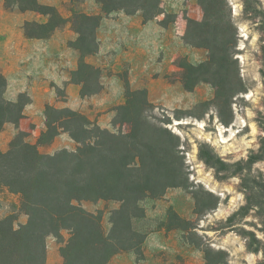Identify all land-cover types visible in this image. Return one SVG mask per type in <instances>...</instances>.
<instances>
[{
    "label": "trees",
    "instance_id": "1",
    "mask_svg": "<svg viewBox=\"0 0 264 264\" xmlns=\"http://www.w3.org/2000/svg\"><path fill=\"white\" fill-rule=\"evenodd\" d=\"M78 1L82 0H73V4ZM95 1L101 8L99 13L87 14L73 8L72 16L66 18L56 6L39 0H4L9 10L47 17L45 23L25 22L28 38L49 39L57 30L71 24L78 35L71 46L80 54L78 68L71 77L73 83L81 85L82 97L103 90V70L86 58L99 52L97 30L104 17L119 11L128 15L140 12L145 21L163 14L167 16L160 0ZM242 1L245 19L255 23L261 34L260 72L264 82V3ZM199 2L203 19H187L184 40L190 46L206 50L208 58L199 65L184 61L181 64L185 72L183 80L189 90L199 82L214 87L215 98L201 105H214L219 122L229 127L234 121V99L248 90L238 57L239 29L228 0ZM162 23L167 25L166 19ZM7 89L8 80L0 69V132L9 123L19 129L24 108L29 103L23 105L9 100ZM125 89L126 102L116 108L117 132L100 127L78 111L47 105L46 130L37 143L29 142L26 133L19 130L8 150H0V186L20 196V215L28 217L26 223H19L17 214L0 220V264H46L51 236L61 245L63 264H109L116 255L127 252H134L139 258L144 256L146 238L134 225L145 216L140 203L146 198L162 197L169 188L189 187L190 178L185 141L168 126L172 123L171 117L160 119L153 114L148 90H132L129 82ZM179 114L187 115L185 111ZM257 122L264 132V113H258ZM62 133H67L76 143L75 150L64 148L55 154L40 150ZM261 140L257 153H252L246 163L235 165L225 162L208 143L198 145L199 159L214 170L218 181L247 172L249 179H243L240 186L246 204L228 222L234 226L237 218L251 214L259 220L261 227L254 223L252 230L241 227L235 231L246 240L249 252L263 254L258 264H264V172L254 175L252 171L255 163L264 161V137ZM193 195L198 216L217 209L221 203V197L210 191H204L203 195L195 191ZM99 201L120 204L111 212L109 231L103 224V211L93 213L82 206L83 202ZM179 228L184 232L190 230L185 225ZM189 241L201 246L193 237ZM226 256L223 251L205 249L207 264H226Z\"/></svg>",
    "mask_w": 264,
    "mask_h": 264
},
{
    "label": "rangeland",
    "instance_id": "2",
    "mask_svg": "<svg viewBox=\"0 0 264 264\" xmlns=\"http://www.w3.org/2000/svg\"><path fill=\"white\" fill-rule=\"evenodd\" d=\"M47 1L49 2L47 4L56 6L66 18L72 16L73 8L87 14H97L101 11L100 5L95 0H82L74 4L73 0ZM228 1L232 6L234 21L239 29L240 53L238 57L242 76L248 88L247 92L234 99V121L229 127L219 122L218 112L214 105H201L215 98L214 87L209 83L199 82L189 90L185 87L183 80L185 72L181 64L184 61L199 65L208 58L206 50L190 46L184 40L187 19L198 21L203 19V10L199 0H160L161 8L166 11L167 15L162 17L169 24L172 34L168 37L169 59L166 62L156 63L154 80L151 81L147 76H144L141 81L140 74L131 75V65H120V70L114 77V81H118V85L112 86V82L109 84L111 93L103 104L106 110L100 111V106H95L91 102L90 104L82 103L86 111H78L100 127L117 132L118 129L114 126L116 108L126 102V82H129L132 90H148L147 85L150 84L148 100L154 106L153 114L160 119L171 117L172 123L168 126L185 141L186 165L190 178L189 187L169 188L162 197L144 199L140 205L145 211V216L134 222L135 228L145 235L146 249L151 251L153 264H207L206 247H211L214 251L225 252L227 254L226 264H258L263 259L262 253L249 252L246 240L235 232L241 227L252 230L254 223L261 227L259 220L251 214L245 218H237L234 226L228 222L229 217L246 204V197L240 186L243 179H249L247 172L237 174L225 181H218L215 178L214 170L208 168L198 157L199 143L206 142L225 162L232 165L239 162L246 163L252 153L259 151L261 138L264 137V132L257 122L258 113H264V82L260 72L262 68L261 34L255 23L245 19L243 1ZM261 1L264 3V0ZM27 21L45 23L47 17L30 11L9 10L5 7L4 0H0L1 25L21 23L24 29V24ZM73 32L71 24H68L57 30L55 34L57 40L66 44V49L62 50L67 67L73 66V60L77 59V63L80 60L79 52L77 51L78 54L75 56L74 48L71 46L78 39L77 35V38L73 40ZM100 68L102 69V67ZM106 69L107 71H103V75L109 77L102 81L110 82L114 73L110 68ZM141 83L146 86L136 87ZM57 93L62 99L66 96L62 89H57ZM14 99L24 105L30 100V96L28 92H23L15 94ZM90 99L93 98H89V101H93ZM182 111H185L187 115L179 114ZM178 115L183 118L178 119ZM46 122L47 118L45 125ZM7 125L8 127L13 126L10 123ZM45 130L43 129L41 134ZM41 134L38 136L39 138ZM65 134L66 136L56 137L52 144L41 146L40 150L45 154H55L64 148L70 151L75 150L76 143L69 138L67 133ZM26 135L29 136L27 140H32L31 137L34 136L33 132H27ZM258 171L264 172V161H258L253 165L252 173L255 175ZM195 191L200 195H203L204 191H210L220 196V205L208 214L198 216L195 214L196 200L193 195ZM82 206L93 213L103 211V224L109 231L111 229V212L119 208L120 204L115 201H99L83 202ZM15 207V204L8 205L6 213L17 214L20 217V209L16 212ZM0 208H6L1 200ZM174 214L179 219H175ZM22 216L24 218H18V221L28 219L26 215ZM183 225L190 228L189 232H184L179 228ZM258 235L263 238L262 233L258 232ZM65 237L68 238L67 232H65ZM190 237H193L201 246L192 244L189 241ZM60 247L56 237L51 236L48 239L46 264H63ZM122 255L134 254L127 252ZM121 263L123 264V262Z\"/></svg>",
    "mask_w": 264,
    "mask_h": 264
},
{
    "label": "crops",
    "instance_id": "3",
    "mask_svg": "<svg viewBox=\"0 0 264 264\" xmlns=\"http://www.w3.org/2000/svg\"><path fill=\"white\" fill-rule=\"evenodd\" d=\"M39 1L43 4L49 3L47 0ZM162 16L165 17L163 14L153 20L145 21L140 12L128 15L119 11L103 18L97 30L99 52L88 56L86 60L97 67H102L103 71H107L105 68H110L114 74L110 82L102 81L103 90L100 93L85 97L81 96V85L73 83L71 77V72L78 68L77 59L73 60V66L67 67L62 50L66 49V44L56 39V32L49 39L28 38L21 23L0 24V69L8 80L6 96L11 101H16L15 94L28 92L30 96L19 129L12 124L14 127L6 125L0 132V150L3 152L8 150L11 139L19 130L26 133L33 132L32 140L28 139V141L37 143L38 136L46 128L47 105L83 112L86 109L82 103L93 102L95 106H100V111L106 110L103 104L111 93L109 84L112 82V86L118 85L114 77L118 74L120 65H131V75L140 74L141 81L144 76L151 81L154 80L156 63L166 62L169 59L168 37L172 32L169 24L162 23L164 20ZM76 38L77 34L73 32V40ZM73 53L75 56L78 54L75 49ZM108 77L103 75L102 79ZM145 86L144 83L136 85L138 88ZM147 88L150 90L151 85H147ZM57 89L65 92L66 96L63 99L58 96ZM89 98H93L90 99L93 101H89ZM59 136L66 134L62 133ZM20 199L19 195L12 194L0 186V200L6 205V208H0V220L12 214L6 213L8 205L15 204L16 212L19 211ZM19 218L24 216L20 215ZM26 221L27 219L19 220V223ZM128 253L134 255H116L109 264H122L121 262L153 264L151 251L146 249V242L143 245L142 258L134 252Z\"/></svg>",
    "mask_w": 264,
    "mask_h": 264
}]
</instances>
